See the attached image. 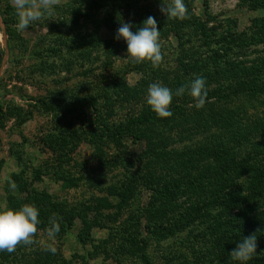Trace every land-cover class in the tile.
Instances as JSON below:
<instances>
[{"label":"rangeland","instance_id":"obj_1","mask_svg":"<svg viewBox=\"0 0 264 264\" xmlns=\"http://www.w3.org/2000/svg\"><path fill=\"white\" fill-rule=\"evenodd\" d=\"M77 1L57 0L52 17L18 31L11 0H0L8 20L0 13V203L12 208L11 198L29 204L35 193L48 192L75 216L69 228L56 234L55 254L44 250L49 226L40 221L33 243L0 252V264H237L227 253L211 250L208 219L175 231L180 214L167 205L162 220L149 219L163 202L152 188L170 172L155 154L197 149L219 132L209 122L203 127L207 114L193 120L184 113L175 116L176 106L196 115L215 102L219 112L238 108L247 118H264V94L250 93L264 83V45L257 27L264 10L253 9V0H183L185 17L172 19L175 26L185 24L182 37L167 32L166 25L159 27L162 61L153 67L150 61L127 58L126 42L113 43L116 31L93 23L92 14L105 17L103 6L92 9L95 5ZM169 2L138 0L120 14L126 22L146 11L160 19L166 17L160 7ZM61 33L67 48L55 53ZM75 34L89 44L78 45L80 35L74 43ZM244 40L251 45L240 48ZM191 58L206 64L205 70L192 65L186 72L183 64ZM218 65L222 69L216 71ZM198 76L207 89L203 107L197 109L186 93L174 95L166 120L147 105L150 84L175 92L177 77L185 85ZM123 82L133 88L130 93L123 91ZM217 89L221 93L211 97ZM150 112L157 117L154 127L129 126ZM102 124L111 134L122 132V145L106 135L98 138ZM134 134L144 138L134 139ZM148 144L156 151L146 157ZM133 178L134 193L121 203ZM108 204L114 207L106 209ZM163 226L174 232L163 238Z\"/></svg>","mask_w":264,"mask_h":264},{"label":"trees","instance_id":"obj_2","mask_svg":"<svg viewBox=\"0 0 264 264\" xmlns=\"http://www.w3.org/2000/svg\"><path fill=\"white\" fill-rule=\"evenodd\" d=\"M77 3L80 5H83V3L95 5L92 9H98L103 6L106 9L105 17L100 19L95 14H92L91 20L98 28L103 27L117 31L120 21L126 22L120 11L125 10V6L136 5L138 0H78ZM253 3L251 6L253 9L260 8L264 10V0H253ZM76 12L79 13L80 11L76 10ZM0 13L4 16V22L7 24L6 10H2L1 6ZM148 16L152 15L146 11L134 17L131 22H128L132 25L131 30L134 32L141 27L142 21ZM155 19L160 32H162L160 30L161 26L166 25L167 32H172L181 39L182 28L185 24L176 23L175 26V21L167 19V17ZM57 27V25L53 26L52 30L56 31L54 29H57ZM257 27L260 35L258 41L264 45V17ZM166 30L165 34H167ZM77 35L80 34H75L72 38L74 43H77L74 40L77 39ZM85 40V37H81V42L77 44L81 46L88 45L89 41L83 44ZM57 41L59 45L57 44V47L52 50L53 52L59 53L65 50L64 47L67 48L63 33L59 35ZM122 41L123 39H119L113 41V43L119 44ZM239 45L240 48H243L251 44L249 41L244 40ZM216 54H218V51ZM194 61L197 64L194 65ZM192 65L199 72L204 71L206 66V64H200L195 58H191V62L183 64L185 71L189 72ZM215 67L216 71L222 69L220 65ZM175 82L178 87L183 85L178 77L173 84ZM121 85L125 92L130 93L133 90L126 82ZM251 91L252 97L263 95L264 83L254 86ZM220 93L221 90L217 89L210 96L214 95L215 97ZM206 104L210 106L201 108L196 115H188L181 106H176L174 109L175 116L184 113V116L191 120L200 119L199 115L207 114L201 119L203 127L207 128L209 122V124L214 125L213 127H219V132H217L218 134L214 133L204 145L197 149L173 153L164 151V153L155 154L157 159H161L166 170L170 172L161 178L163 183H161L160 187L152 188L156 193L155 197L161 196L163 202L161 204L162 207L155 212H151L149 219L151 221L162 220V217L166 214V205L175 208L180 214L174 222L175 231L181 228H188L195 224V221L208 219L209 223H211L208 225V230L213 235L211 250L214 253H227L229 258H231V251L236 248V244L242 238L255 235L257 241L256 255L248 262L264 264V118H247L238 108L233 110L228 107L229 109L226 108L223 112H219L214 108L216 106L215 102ZM171 112L173 113V110ZM169 118L165 119L169 120ZM156 119V115L150 112L129 121V126L133 127L136 124V127L152 128L156 125ZM101 127L98 128L100 134H102L98 137L100 140L106 135L110 138L111 143L117 146L122 145L123 135L121 131L116 132V135V133L111 134L108 131V126L102 124ZM133 137L137 140L144 138L136 134ZM146 150L143 154L146 157L154 155L156 151L154 144H148ZM134 180L136 181V178L130 181V186L127 188L126 193L121 195V203L130 199L133 195L135 189ZM240 180L242 181L239 182ZM67 182L70 185L74 184L72 181L69 182L68 179ZM9 200L13 209H18L26 204L16 198ZM31 200H29V204L32 203L38 209V218L43 225L49 226V217L53 215L56 216L60 223V232L58 234H62V230L72 225L75 216L68 213L62 203L54 201L48 192L35 193L31 196ZM111 207L114 206L108 204L106 209H111ZM155 227V230H158L160 225H155ZM161 229L163 230V238L174 232H168L172 228H167V226H163ZM229 262L231 264V260Z\"/></svg>","mask_w":264,"mask_h":264},{"label":"clouds","instance_id":"obj_3","mask_svg":"<svg viewBox=\"0 0 264 264\" xmlns=\"http://www.w3.org/2000/svg\"><path fill=\"white\" fill-rule=\"evenodd\" d=\"M11 3L16 13V28L18 31H23L44 16L52 17L57 0H11ZM160 12L167 19H183L186 12L185 4L183 0H170L169 3H163ZM131 28L130 23L122 20L115 35V39H123L126 42L127 58L137 63L147 60L153 67H157L162 61V53L156 19L148 16L142 21V26L134 32ZM185 93L194 99L197 109L203 107L207 97L205 79L195 77L177 88L175 92L160 83H152L147 89L146 103L158 117H171L172 112L169 106L173 96H182ZM9 187L14 189L15 185L10 183ZM38 217L39 211L34 205L25 204L18 209H13L0 203V252L12 253L18 244H32V237L37 233V225L40 223ZM46 232L49 242L44 250L55 254L57 251L55 236L60 232V223L55 215L49 217V227ZM256 249L255 235L245 237L236 244L230 256L237 264H247L256 255Z\"/></svg>","mask_w":264,"mask_h":264}]
</instances>
